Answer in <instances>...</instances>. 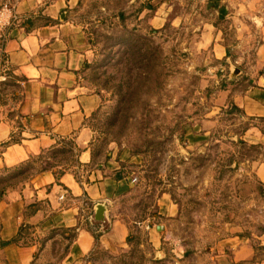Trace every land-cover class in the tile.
Here are the masks:
<instances>
[{
    "label": "rangeland",
    "instance_id": "rangeland-1",
    "mask_svg": "<svg viewBox=\"0 0 264 264\" xmlns=\"http://www.w3.org/2000/svg\"><path fill=\"white\" fill-rule=\"evenodd\" d=\"M22 1L0 0V26L21 14ZM150 2L62 3V12L94 49L84 80L102 100L90 122L100 155L113 143L141 158L140 165L130 166L137 172L136 188L116 204L117 218L129 227L127 247L117 254L97 251L92 264H210L209 249L220 240L264 237V185L253 172L262 151L247 143L251 122L231 95L224 105L219 97L221 91L247 87L242 72L255 54L250 42L238 49L232 20L219 22L217 12L207 9L209 0ZM156 15L163 26L152 23ZM204 21L223 31L224 60L202 49ZM132 31L158 48L155 68L144 60L146 47L140 51L129 40ZM64 233L53 230L45 238L61 240L45 254L48 264H59L67 252L63 238L70 235ZM262 260L264 247L256 245L250 262Z\"/></svg>",
    "mask_w": 264,
    "mask_h": 264
},
{
    "label": "crops",
    "instance_id": "crops-1",
    "mask_svg": "<svg viewBox=\"0 0 264 264\" xmlns=\"http://www.w3.org/2000/svg\"><path fill=\"white\" fill-rule=\"evenodd\" d=\"M44 1L23 0L21 14L0 26V172L68 141L80 150V165L64 167L67 171L59 177L54 171L38 173L6 193L0 201V264H48L45 254L61 241L60 236L45 239L53 230L70 235L63 238L68 250L59 264H92L97 251L117 254L127 247L129 227L117 218L116 204L136 188L137 172L130 166L140 165L141 158L113 143L96 156L90 122L102 100L84 80L94 49L86 33L62 12L64 0ZM220 6L230 11L226 18L241 41L238 49L250 42L255 54L248 71L242 72L248 77L247 87L221 91L220 104L231 95L251 122L244 137L262 151L253 172L264 185V0H220ZM156 16L152 23L163 21V26V17ZM223 36L213 21H204L200 44L203 50L211 48L219 61L228 54ZM12 135L21 143H8ZM35 203L41 207L30 215L28 206ZM101 205L105 217L97 221ZM25 225L31 226L32 234L13 242ZM154 241L156 245L158 239ZM5 242L12 243L2 246ZM256 245L264 247V237L231 236L209 249L208 260L264 264L250 262Z\"/></svg>",
    "mask_w": 264,
    "mask_h": 264
},
{
    "label": "trees",
    "instance_id": "trees-1",
    "mask_svg": "<svg viewBox=\"0 0 264 264\" xmlns=\"http://www.w3.org/2000/svg\"><path fill=\"white\" fill-rule=\"evenodd\" d=\"M207 9L211 12L218 13V20L227 19V15L229 12L224 6H220V0H209ZM215 27L218 29V25L215 24ZM167 27H164L163 30H166ZM153 32H158V30H152ZM128 37L130 41H133L135 44L138 45V49L141 51L143 47H146V52L143 54L144 60L147 62L148 65H151L152 68L156 67V63L158 61V54L160 53L158 48L154 46V42L148 40L146 36H138L135 34V31L129 32ZM92 44V43H91ZM90 65V64H89ZM86 66L87 67H89ZM235 106V105H234ZM236 107V106H235ZM237 111L238 108H236ZM8 143H21V139L12 135L11 140ZM6 143V144H8ZM80 150L76 148L73 141L64 142L63 146L61 147H53L49 150H43L42 153L36 157L31 158L26 163L14 168V169H4L0 172V201L4 198L6 193L9 190L16 189L18 186L25 181L32 179L38 173L52 171L53 168L56 166L61 167L62 169L58 172H54L56 177L62 176L66 173V169L64 168L65 165H68L69 162L74 164V166L80 165L78 161V155ZM70 157L67 158V156ZM95 155V154H94ZM100 156V149L96 145V156ZM52 160L56 162V165H51L49 167V163L45 160ZM37 164H45V167H40L35 170V165ZM41 207V203H35L28 206V212L31 214L36 213ZM31 226L25 225L20 229L18 239L13 240V242H17L19 237L27 236V234L31 231ZM73 238V235H71ZM12 242H5L2 246L8 245Z\"/></svg>",
    "mask_w": 264,
    "mask_h": 264
},
{
    "label": "water",
    "instance_id": "water-1",
    "mask_svg": "<svg viewBox=\"0 0 264 264\" xmlns=\"http://www.w3.org/2000/svg\"><path fill=\"white\" fill-rule=\"evenodd\" d=\"M65 16V15H64ZM240 72L239 69H237V74ZM105 217V207L104 206H98V210H97V215H96V220L97 221H102L104 220Z\"/></svg>",
    "mask_w": 264,
    "mask_h": 264
}]
</instances>
